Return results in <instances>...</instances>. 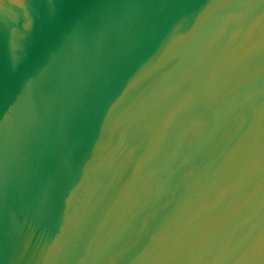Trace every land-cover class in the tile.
<instances>
[{
  "label": "water",
  "instance_id": "1",
  "mask_svg": "<svg viewBox=\"0 0 264 264\" xmlns=\"http://www.w3.org/2000/svg\"><path fill=\"white\" fill-rule=\"evenodd\" d=\"M0 264H264V0H0Z\"/></svg>",
  "mask_w": 264,
  "mask_h": 264
}]
</instances>
